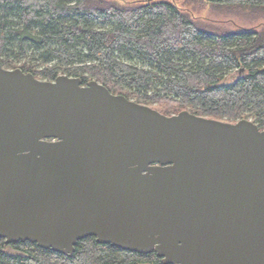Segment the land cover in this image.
<instances>
[{"label":"water","instance_id":"obj_1","mask_svg":"<svg viewBox=\"0 0 264 264\" xmlns=\"http://www.w3.org/2000/svg\"><path fill=\"white\" fill-rule=\"evenodd\" d=\"M86 236L165 264H264V129L0 63V238L72 255Z\"/></svg>","mask_w":264,"mask_h":264},{"label":"trees","instance_id":"obj_2","mask_svg":"<svg viewBox=\"0 0 264 264\" xmlns=\"http://www.w3.org/2000/svg\"><path fill=\"white\" fill-rule=\"evenodd\" d=\"M209 1L264 10V0ZM0 63L41 79H97L131 100L159 103L167 115L187 109L231 122L252 117L264 129V29L198 24L170 1L0 0ZM74 250L0 238V264H165L154 251L122 250L94 236Z\"/></svg>","mask_w":264,"mask_h":264},{"label":"rangeland","instance_id":"obj_3","mask_svg":"<svg viewBox=\"0 0 264 264\" xmlns=\"http://www.w3.org/2000/svg\"><path fill=\"white\" fill-rule=\"evenodd\" d=\"M112 1L128 2L134 0H112ZM166 1H170L179 8H181L182 10H184L185 12H189L192 18L195 21H197L198 24L210 25L222 31L240 32L244 30L264 29V10L259 11V10L250 9V7L244 8L238 6L220 7L211 4L209 0H166ZM23 61L24 60L17 61V64L20 65V63H22ZM39 63L40 62L38 60L33 62L34 65ZM135 99L136 98H134L133 100ZM148 105L156 108V110L158 109L159 111V105H160L159 103H152ZM182 110H187V109H181L180 111ZM252 119L253 118L251 117L250 120Z\"/></svg>","mask_w":264,"mask_h":264}]
</instances>
